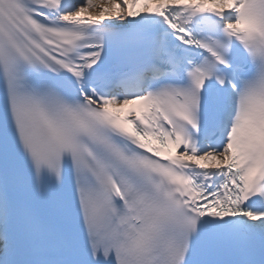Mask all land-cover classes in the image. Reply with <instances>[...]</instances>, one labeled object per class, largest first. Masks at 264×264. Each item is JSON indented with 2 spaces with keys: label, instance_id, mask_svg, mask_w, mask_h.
Returning a JSON list of instances; mask_svg holds the SVG:
<instances>
[{
  "label": "snow or ice",
  "instance_id": "obj_1",
  "mask_svg": "<svg viewBox=\"0 0 264 264\" xmlns=\"http://www.w3.org/2000/svg\"><path fill=\"white\" fill-rule=\"evenodd\" d=\"M93 5L0 0V264H264V0Z\"/></svg>",
  "mask_w": 264,
  "mask_h": 264
},
{
  "label": "bare ground",
  "instance_id": "obj_2",
  "mask_svg": "<svg viewBox=\"0 0 264 264\" xmlns=\"http://www.w3.org/2000/svg\"><path fill=\"white\" fill-rule=\"evenodd\" d=\"M101 2V0H94V5H93V7L90 9V12L92 13V14H96L97 13V11H98V9H97V7L95 6L96 4H99Z\"/></svg>",
  "mask_w": 264,
  "mask_h": 264
}]
</instances>
